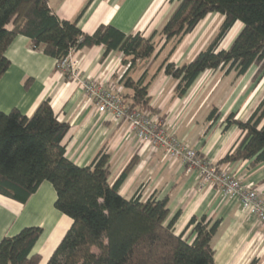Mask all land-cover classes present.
Returning <instances> with one entry per match:
<instances>
[{
    "label": "trees",
    "instance_id": "1",
    "mask_svg": "<svg viewBox=\"0 0 264 264\" xmlns=\"http://www.w3.org/2000/svg\"><path fill=\"white\" fill-rule=\"evenodd\" d=\"M171 2L177 5L164 26L146 37L142 32L126 34L104 24L91 34L84 33L79 21L92 0L75 20L61 19L50 7V0H0V80L11 66L7 50L19 36L30 39L33 48L56 60L57 66L69 54L94 47L104 48L102 60L119 53L127 67L119 81L124 103L129 111L151 115L159 116L150 106L149 94L161 74L177 82L174 96L178 99L187 96L209 71L233 73L238 80L255 67L254 82L264 76V0ZM209 15L222 18L216 34L205 50L177 66L172 57ZM236 25H241L240 32L228 49H221ZM157 36L162 46H156ZM170 43L171 51L154 74L147 68L137 78L129 76L137 62L157 61ZM166 118L159 116L161 123H166ZM220 118L219 109L214 107L207 121ZM223 125L224 131L236 127L241 135L217 163L220 169L244 161L251 167L264 165V97L247 120L230 113ZM69 130L70 125L59 121L49 99L30 117L17 109L0 111V196L25 205L43 183L49 182L57 194L56 210L71 221L45 264H216L212 240L219 220L192 218L185 231L177 234L180 214L169 221L168 197L159 199L155 194L144 200L140 189L131 198L122 196L121 188L136 158L111 183L106 151H100L84 167L67 158L64 140ZM191 228L193 240L186 237ZM43 233V228L28 227L4 237L0 241V264H41L42 256L32 253Z\"/></svg>",
    "mask_w": 264,
    "mask_h": 264
},
{
    "label": "crops",
    "instance_id": "2",
    "mask_svg": "<svg viewBox=\"0 0 264 264\" xmlns=\"http://www.w3.org/2000/svg\"><path fill=\"white\" fill-rule=\"evenodd\" d=\"M88 2L50 0V7L61 19L75 20ZM166 4L165 0H92L79 26L87 34L104 24L126 34L142 32L148 36L166 23L170 13L165 9ZM186 40L189 48L187 44L182 49ZM186 40L174 55L177 66L190 62L198 54L203 34L197 33ZM103 53V47L74 52L80 79H66L57 71L56 60L35 50L30 39L17 37L6 53L11 66L0 80V111L9 113L17 109L30 117L49 99L59 121L70 125L64 140L70 161L80 167L88 166L104 150L110 156V182L114 183L136 158V165L121 188L123 197L131 198L139 189L144 200L155 194L159 199L168 197L169 221L180 214L175 225L177 234L185 231L192 218L219 220L212 240L216 264H264V225L242 208L238 198H227L214 184L200 181L196 171L187 169L182 160L170 158L165 150L153 151L142 145L127 122L114 121L91 105L80 80L99 79L123 91L119 83L125 72L122 56L112 53L102 60ZM255 69L258 71L251 68L233 85L235 91L211 104L221 113L216 122L207 121L213 108L210 99L203 98V76L211 71L203 74L183 99L174 96L177 82L161 74L150 89V106L159 116H167L166 123L179 141L217 165L241 135L236 127L224 131L227 115L236 113L238 119L245 121L264 97L263 94L258 102H253L258 92L256 82L252 81ZM223 169L264 196V165L251 167L249 161H244ZM56 198L49 182L43 183L25 205L0 196V241L24 228H43L32 254L41 255V264H45L71 225L70 219L56 210ZM186 237L194 239L192 228Z\"/></svg>",
    "mask_w": 264,
    "mask_h": 264
},
{
    "label": "built area",
    "instance_id": "3",
    "mask_svg": "<svg viewBox=\"0 0 264 264\" xmlns=\"http://www.w3.org/2000/svg\"><path fill=\"white\" fill-rule=\"evenodd\" d=\"M57 71L69 79H80L79 63L73 53L64 58ZM80 85L91 105L100 114L117 122H127L138 142L153 151L165 150L172 159H179L187 169L197 172L200 181L214 184L227 198H238L242 208L264 225V196L247 187L231 173L220 169L203 158L198 152L180 142L169 132V124L161 123L155 115L129 111L124 103L122 91L99 79H83Z\"/></svg>",
    "mask_w": 264,
    "mask_h": 264
},
{
    "label": "rangeland",
    "instance_id": "4",
    "mask_svg": "<svg viewBox=\"0 0 264 264\" xmlns=\"http://www.w3.org/2000/svg\"><path fill=\"white\" fill-rule=\"evenodd\" d=\"M165 1L167 2L165 9L167 10L168 13L170 12L169 15H168V18H169V16L172 14L174 9L176 8L177 3L176 2L172 3L171 0H165ZM221 22H222V18L219 15H209L203 22L200 23V25L197 27V29L190 35V36H195L197 33L200 34V32L203 34V44L198 49V53L200 51H203V50L206 49V47L208 46L209 42L212 40L213 36L216 34ZM163 26H164V24L158 30H160ZM240 30H241V25H236V27L232 30V32L230 33L228 38L223 42V44L221 46V49H228L230 47L231 43L233 42V40L235 39V37L240 32ZM149 36L150 35H148L146 37H149ZM190 36L186 37L185 40L187 38H189ZM185 40H184V42H185ZM189 40L190 39H188V42H189ZM162 43L163 42L161 40V37L157 36L156 39H155L156 46L158 44H161V46H162ZM187 44L188 43H187V40H186V43H184V45H182V49L186 48L185 45H187ZM172 46H173V43H170L169 45H167L166 49L162 53L163 55H161V57L159 59H157V61H155L153 63H151L150 61L137 62V68L131 74H129V76H132L133 78H137V77L141 76V74L147 68H149V71H150L151 75L154 74L157 71V69L160 66V64L162 63V61L166 58L168 53L171 51ZM187 47L189 48V44L187 45ZM159 48H160V46H159ZM159 48H157V49H159ZM178 50H179V48H178ZM171 60L173 62L175 61L174 56L172 57ZM124 70L126 72L127 71V67H125ZM255 74H254V76H255ZM230 75H224L223 72L216 71V72L207 74L206 76L205 75L203 76V98L206 99V100L210 99V101H209L210 105L211 104H216L217 103V99H220L222 95H223V98H225L229 94H231L232 91L235 89L233 85L236 82H239L241 80V78L238 79V80L235 79V74H234L233 77L232 76L230 77ZM254 76L252 78L253 82H254ZM232 82H234V83H232ZM256 84H257L256 87L258 88L257 89L258 92H257L256 96L254 97L253 102H256V101L258 102L260 100V97L264 94V76L258 78ZM150 94H152V92ZM166 95H167V92H165L164 96H166ZM188 96H189V94L186 96V98ZM211 108H214V106H212ZM168 128H169V132H171L170 131V126H168ZM171 129H172V127H171ZM94 251L98 252L96 249H94Z\"/></svg>",
    "mask_w": 264,
    "mask_h": 264
}]
</instances>
